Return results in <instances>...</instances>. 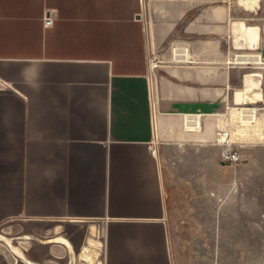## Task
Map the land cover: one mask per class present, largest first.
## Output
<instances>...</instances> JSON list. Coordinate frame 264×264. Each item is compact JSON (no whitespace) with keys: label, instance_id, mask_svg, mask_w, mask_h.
Returning <instances> with one entry per match:
<instances>
[{"label":"crops","instance_id":"1","mask_svg":"<svg viewBox=\"0 0 264 264\" xmlns=\"http://www.w3.org/2000/svg\"><path fill=\"white\" fill-rule=\"evenodd\" d=\"M258 63L264 0H0V187L32 193L0 264H67L90 227L96 264H264V132L239 123L264 104L232 102Z\"/></svg>","mask_w":264,"mask_h":264},{"label":"water","instance_id":"2","mask_svg":"<svg viewBox=\"0 0 264 264\" xmlns=\"http://www.w3.org/2000/svg\"><path fill=\"white\" fill-rule=\"evenodd\" d=\"M245 9H252L255 0H238ZM260 27L247 25L243 20L234 21L231 30V46L235 50L254 51L260 46ZM240 88L232 93V102L236 106L258 107L264 104V89L262 85L263 73L261 71H243L240 75ZM92 233H95L94 231ZM1 238V235H0ZM28 238L40 239L29 235ZM47 242L50 239H44ZM9 245L12 247L10 240ZM75 251L69 248V260L67 264H75Z\"/></svg>","mask_w":264,"mask_h":264},{"label":"rangeland","instance_id":"3","mask_svg":"<svg viewBox=\"0 0 264 264\" xmlns=\"http://www.w3.org/2000/svg\"><path fill=\"white\" fill-rule=\"evenodd\" d=\"M254 69L257 70H263L261 65L258 64H252ZM238 117H234V122H233V130L236 131L238 127L235 125L238 122ZM239 123H243L245 127H247L248 131H252L254 128L256 130V126L260 127L261 131L264 132V109H259L256 110V118L254 120H249V121H243L241 118L239 119ZM239 130V129H238ZM239 134V132H238ZM1 162V161H0ZM11 163V162H10ZM0 172L6 173V170H0ZM10 172H12L10 170ZM14 176V175H13ZM15 179L20 181V190L17 191L18 186H9L8 191H4L0 187V193L2 192V200L0 199V222L5 221L9 219V221H12L11 219L13 217L17 216H27V215H32V206L24 207L23 206V199L25 198L26 200L30 199L29 196H31V191H27L26 187V180L25 176H20L17 177L16 175L14 176ZM17 181V182H18ZM8 199V203L6 206V203L4 199ZM96 232L94 227L89 228V233L87 234L88 237L87 239L82 237L79 241H77L81 247H78V249L74 250L76 254V259H75V264H96L97 262L100 261V247H97L96 245H92L90 243L89 238H97ZM86 235V236H87ZM29 235H27L28 237Z\"/></svg>","mask_w":264,"mask_h":264},{"label":"built area","instance_id":"4","mask_svg":"<svg viewBox=\"0 0 264 264\" xmlns=\"http://www.w3.org/2000/svg\"><path fill=\"white\" fill-rule=\"evenodd\" d=\"M50 23H51V17H45L44 18V24L49 25ZM260 65H261V67H264L263 63H260ZM6 84H7V82L2 77H0V88L5 87ZM154 145H155V142H154V140H152L151 144H150V149L152 151L155 150ZM221 160L223 163L231 164V163L238 162L240 159H239V156H238L236 150L226 148L222 151Z\"/></svg>","mask_w":264,"mask_h":264},{"label":"bare ground","instance_id":"5","mask_svg":"<svg viewBox=\"0 0 264 264\" xmlns=\"http://www.w3.org/2000/svg\"><path fill=\"white\" fill-rule=\"evenodd\" d=\"M256 54V53H255ZM246 55V54H245ZM253 55H254V53H253ZM259 55V54H258ZM239 56H241V54L239 55ZM252 56V55H251ZM246 57V56H245ZM240 59V58H239ZM241 59H244V58H241ZM249 59V58H248ZM256 59V58H255ZM263 59V58H262ZM250 60V59H249ZM259 61V60H258ZM247 109V108H246ZM248 111V110H247ZM250 111V110H249ZM256 111V110H255ZM232 112V111H231ZM238 112V111H237ZM244 112V111H243ZM245 112H246V110H245ZM247 113V112H246ZM241 114H243V113H241ZM250 114V113H249ZM253 114V113H252ZM252 114H250V115H252ZM240 115V114H239ZM244 115V114H243ZM253 116V115H252ZM251 116V117H252ZM240 117V116H239ZM243 117V116H242ZM241 117V118H242ZM245 118V117H244ZM251 119V118H250ZM244 121V120H243ZM247 121H249V119L247 120ZM90 243L92 244V245H96L97 247H99L100 245H101V242L99 241V240H96V239H92V238H90Z\"/></svg>","mask_w":264,"mask_h":264}]
</instances>
